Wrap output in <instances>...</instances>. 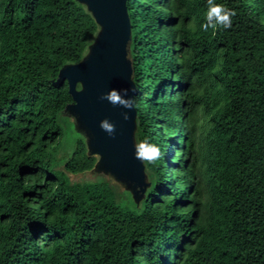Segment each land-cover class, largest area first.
<instances>
[{
	"label": "trees",
	"instance_id": "16d2710c",
	"mask_svg": "<svg viewBox=\"0 0 264 264\" xmlns=\"http://www.w3.org/2000/svg\"><path fill=\"white\" fill-rule=\"evenodd\" d=\"M232 27H200L206 0H128L136 204L111 180L71 181L96 156L60 151L72 101L59 69L98 30L76 0H0V264H264V0H216ZM79 87V86H78Z\"/></svg>",
	"mask_w": 264,
	"mask_h": 264
},
{
	"label": "water",
	"instance_id": "95a60500",
	"mask_svg": "<svg viewBox=\"0 0 264 264\" xmlns=\"http://www.w3.org/2000/svg\"><path fill=\"white\" fill-rule=\"evenodd\" d=\"M76 1L91 14L98 30L82 58L64 64L52 81L56 86L66 81L72 99L58 116L65 114L72 118L75 130L85 141L87 154L96 156L91 169L102 172L120 189L123 187L122 191L138 204L145 197L149 181L144 163L134 156L136 108L129 111L100 99L101 93L109 89H134L128 93L132 98L136 92L128 0ZM124 111H129L127 121L121 117ZM105 118L116 126L114 138L99 126Z\"/></svg>",
	"mask_w": 264,
	"mask_h": 264
},
{
	"label": "clouds",
	"instance_id": "9594fccd",
	"mask_svg": "<svg viewBox=\"0 0 264 264\" xmlns=\"http://www.w3.org/2000/svg\"><path fill=\"white\" fill-rule=\"evenodd\" d=\"M206 3L207 11L204 17L205 22L200 26L202 30L207 32L210 28L216 29L217 27L230 29L233 23L232 18L236 15V11L223 4L216 3V0H206ZM129 91H134V89H109V91L101 93L100 99L131 111L135 108V100L128 95ZM129 111L121 113V117L124 121L129 119ZM99 126L109 137L114 138L116 132L115 124L105 118L100 121ZM134 147V156L141 162L155 164L162 159L164 155L158 145L149 142L147 139L135 144Z\"/></svg>",
	"mask_w": 264,
	"mask_h": 264
},
{
	"label": "rangeland",
	"instance_id": "374dc122",
	"mask_svg": "<svg viewBox=\"0 0 264 264\" xmlns=\"http://www.w3.org/2000/svg\"><path fill=\"white\" fill-rule=\"evenodd\" d=\"M58 122L61 123L65 129V136L64 140L60 145V151L68 155L73 150V144L77 138H81V134L78 133L74 125L72 124V118L68 115L61 114L58 116ZM108 177L105 176L102 172H95L92 169L87 170L85 172L72 174L70 175L71 181H78V182H95L106 180ZM123 187L121 188V190Z\"/></svg>",
	"mask_w": 264,
	"mask_h": 264
}]
</instances>
